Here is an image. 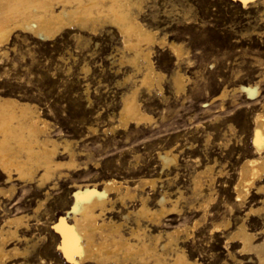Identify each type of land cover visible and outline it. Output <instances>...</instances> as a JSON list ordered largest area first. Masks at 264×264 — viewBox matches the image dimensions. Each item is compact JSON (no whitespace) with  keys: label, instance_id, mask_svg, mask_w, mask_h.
<instances>
[{"label":"bare ground","instance_id":"bare-ground-1","mask_svg":"<svg viewBox=\"0 0 264 264\" xmlns=\"http://www.w3.org/2000/svg\"><path fill=\"white\" fill-rule=\"evenodd\" d=\"M145 1L0 0V56L8 57L11 51H16V43L14 42L13 45V39L16 37H31L49 41L66 32H74L78 39L82 38V33L98 35L103 30L116 32L121 46L116 47L117 53L111 56L112 69H114L112 72L118 74L124 67H130L131 71L127 68L130 74L125 81H131L134 85L126 92L123 91L120 109L117 116H114L117 124H111L114 125L113 129L118 127L125 129L131 125L138 127L150 123L154 117L143 107V103L144 105L147 103L142 102L141 90L146 88L147 92H150L157 88L161 92L164 91L162 81L165 74L159 71V68L157 69L156 61L154 62L153 59L156 47L167 46L170 52L177 57L176 62L187 53L184 52L182 44L159 37V29L156 31L157 28L154 30L150 26L151 29L147 26V22H145L147 25L143 22L141 16ZM241 1L245 5L252 1L256 2L255 0ZM260 2L264 7V0ZM83 70L85 72L90 70L87 63L83 66ZM187 80L188 77L186 78L180 71L171 76L170 81L177 95L185 92ZM259 85L258 81L254 85L239 86L237 89L236 87L229 89L226 86L218 95H213V99L204 106L206 113H210L215 106L218 108L216 113H223L230 98L232 102L238 100L235 98V93L238 95L245 93L248 99L253 100L252 107L255 111L252 115V125L249 124L251 130L248 134L250 135H247L250 136L252 149L249 150L248 143L241 138L236 141L238 145L234 144L233 139V141L227 140L229 136L224 142L222 138H217L227 152L220 158L214 157L215 154H212L213 156L206 154L207 161L203 156L206 163H203L202 167L191 175L189 193L186 194L180 187V183H177L175 194L161 191L160 196H155L156 198L152 200L151 196L143 193L142 189L145 186L155 189L161 177L133 179L132 176L133 178L124 180L109 178L100 180V182H73L72 188L75 189L73 204L64 212L65 216L60 218V223L56 222L55 225L57 233L62 237V241L56 247L63 250L68 263L208 264L209 262L207 263L203 257L205 256L213 264H264V96L262 93L264 90L262 91ZM85 93L86 100L92 102L89 85ZM100 96L99 99H101ZM212 124L213 131V129L218 130L220 126L226 125L227 122L225 118H215ZM231 124L226 126L227 128L224 127L234 132L236 127L234 128ZM51 126L50 121L42 116L35 103L23 101L16 96L0 94V211L7 212L4 204L7 199H12L19 185L29 187V191L33 190L36 193L44 192L45 201H47L52 191L50 187L56 186V184L52 185L55 176L58 175L59 179L66 177L68 173L62 169L76 170L80 167L75 160L76 150L74 151L72 146L74 143L53 138ZM90 128L97 133V128ZM198 129L201 128H197V131ZM207 132L208 130L205 133ZM210 137L212 138L211 135L207 137V142L210 141ZM209 152L212 151L209 150ZM64 153L69 154L67 161L58 159ZM157 154L161 161L162 171L172 166H179V155L172 149ZM197 159L196 162H199V157ZM179 172L171 178L176 181ZM230 190L231 195H228ZM226 194L229 197L224 200L223 196ZM128 200L137 202V204L130 207ZM118 203L121 204V209L117 207ZM41 205L42 202H39L35 210L38 211ZM114 212L119 213V218L112 215ZM195 216L198 218H195L191 224L185 222ZM30 218V215L20 213V215L6 217L2 225L0 224V264L10 263L13 259L18 261V258L27 261H24L25 263H19V261L18 264H31L30 261L34 258L28 246L30 241L25 235L20 234L22 229H30ZM174 222H181V225L170 228L171 223ZM205 234L209 238H204ZM21 240L27 244L22 250L18 243L14 244L16 241L23 243ZM219 247L225 249L226 258L223 256L221 259L220 255L214 253ZM196 250L202 252H198L197 256ZM43 257H40L42 262Z\"/></svg>","mask_w":264,"mask_h":264},{"label":"rangeland","instance_id":"rangeland-1","mask_svg":"<svg viewBox=\"0 0 264 264\" xmlns=\"http://www.w3.org/2000/svg\"><path fill=\"white\" fill-rule=\"evenodd\" d=\"M255 1L246 5L241 0H146L144 2V11L141 16L143 22H147L148 25L145 24L154 30L157 28L156 31L159 29V37L182 44L187 54L176 62L177 57L167 46L156 47L153 59L154 62L156 61L157 69L159 68V71L165 74L162 81L164 91L161 92L157 88L150 92H147L146 88L141 90V97L144 99L142 102L147 103V106L143 103V107L154 117V120L138 127L131 125V128L113 129L117 124L114 116H117L120 109L123 91L126 92L134 85L131 81H125L130 74V67H124L118 74L112 72L114 69H112L111 56L117 53L115 48L121 46L116 32L103 30L98 35L82 33L81 39H78L74 32L63 33L49 41L22 36L13 39V45L16 43L18 52L11 51L8 57L0 56V94L16 96L23 101L35 103L42 116L50 121L52 137L58 141L69 140L74 143L72 146L74 151L76 150L75 160L80 164L76 170L62 169L68 173L66 177L59 179L58 175L55 176V183L53 181L52 185L56 184V186L50 187L52 191L50 190L51 195L47 201H45L44 192L36 193L33 190L29 191V187L19 185L12 199H7L4 204L7 212L0 211V224L6 217L20 215V213L31 216L30 229H22L20 232L30 241L28 246L34 258L30 261L31 264H69L63 250L56 247L62 241V237L57 233L55 225L56 222L60 223V218L65 216L64 212L73 204L75 192L72 188L73 182H100L109 178L124 180L133 177V179L161 177L155 189L151 186H145L142 189L143 193L149 194L152 200L164 191L175 194L177 183H180V187L187 194L190 177L195 170L206 163V154H215L214 157L220 158L227 152L222 146L227 136H229L227 140L233 139L236 145H238L236 141L240 138L245 140L248 143V149H252L250 136L247 135H250L248 133L251 130L252 115L255 111L252 107L253 100L248 99L245 93H239V95L235 93V98L238 100L232 102L230 98L223 113H216L217 106L210 113H206L204 106L226 86L229 89L235 87L237 89L239 86L247 87L259 81V87L262 91L264 90V20L262 19L264 7L261 5V0ZM257 59H260V63ZM86 63L90 67L88 72L83 70ZM108 67H110L109 70ZM127 68L130 71H127ZM177 71L183 73L189 80H187L185 92L178 95L170 81L171 76ZM87 85L90 87L92 102L86 100ZM262 93L264 96V91ZM96 107L99 109L97 110ZM215 118H225L227 124L212 131V121ZM101 119H103L102 123ZM227 119L231 120L232 124ZM230 124L236 127L234 132L226 129ZM89 126L98 129L97 133L95 132L97 135ZM197 128L201 129L197 131ZM206 129L212 136L209 142H207L209 135L205 133ZM217 138H222L223 141ZM163 149L166 151L172 149L179 155V166H172L162 171L157 153L164 151ZM61 152H63L62 149ZM68 155L64 153L58 159L67 161ZM197 157L199 162H196ZM176 172H179V177L175 181L171 177H174ZM168 179L171 180L168 181ZM229 194L231 195V190ZM228 195H224L223 199L228 198ZM130 201H127L130 207L137 204ZM39 202H42V205L36 211ZM118 204L117 207L121 209V204ZM112 215L119 218L117 212ZM195 218L198 217L195 216L185 222L191 224ZM180 225L181 222H174L171 223L170 228ZM207 236L205 234L204 238H209ZM22 242L16 241L14 244L18 243L22 250L27 245L24 241ZM198 252L202 251L196 250L197 256ZM214 253L220 255V258L223 256L226 258L227 255L222 247L217 248ZM42 256L45 262L40 261ZM203 257L206 262L213 264L207 257ZM16 261L17 259H13L6 264L27 262L23 258H18Z\"/></svg>","mask_w":264,"mask_h":264}]
</instances>
